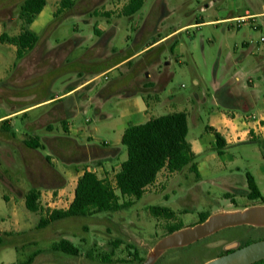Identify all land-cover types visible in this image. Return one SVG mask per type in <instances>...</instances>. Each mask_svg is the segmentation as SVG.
Listing matches in <instances>:
<instances>
[{
    "label": "crops",
    "instance_id": "crops-1",
    "mask_svg": "<svg viewBox=\"0 0 264 264\" xmlns=\"http://www.w3.org/2000/svg\"><path fill=\"white\" fill-rule=\"evenodd\" d=\"M51 1L53 18L63 16L50 24L52 31L62 27L61 21L67 15L84 20L85 24L73 25L68 37L39 35L34 26L49 0H45L41 11L27 25L17 14L18 27L14 32L8 30L9 23H0V35L17 36L24 27L37 35L32 49L19 59L17 46L0 40L1 45L10 49V57L16 59L12 60L8 76L11 88L0 87V200L7 210L0 212L1 247L11 246L1 242L6 234L38 228L39 219L47 210L67 208L84 171L113 181L127 157L121 138L128 125L182 111L186 113L187 124L192 114L193 128L197 129L200 114L206 108L204 97L197 96L195 101L193 97L178 98L173 93L163 97L160 92L171 74L161 69L156 56L139 60L189 26L196 27V23L180 24L166 35L150 40L156 25L147 20L141 22V16L140 22L131 25L130 30L121 22L122 16H132L143 5L133 14L125 15L122 11L115 20L97 22L91 16L85 18L87 11L63 10L70 8L75 0H70L69 7H64L62 0ZM246 15H252L253 20L261 19L257 27L262 29V34L255 44L252 36H243L222 63H215L214 95L210 100L213 107L208 110L204 130L188 138V125L186 139L195 155L197 174L189 166L175 172L162 168L154 180L155 189L145 188L150 193L161 187L157 193L161 203L147 204L148 208L166 206L175 215L181 209L188 211L195 208L190 202L210 194V187L221 189L224 200H236L237 195L249 199L247 173L264 196V0L258 6L253 4V10L248 7L242 14H229L203 23L222 20L234 27L231 22ZM169 47L171 54L177 47V61L182 63L177 39ZM136 62L138 65L133 64ZM193 71V84L198 85L199 75ZM218 71L221 75L216 78ZM110 72H114L112 79L107 77ZM1 77H7L4 71ZM102 78L106 81L98 88ZM120 78L124 83L117 85ZM34 83L38 87L47 85L42 96L35 93ZM215 132L224 142L221 152L216 149ZM30 190L38 191L39 210L35 212L42 213L33 226H27V222L35 212L28 211L25 205ZM20 207L25 209L22 215ZM229 211L232 209L225 212Z\"/></svg>",
    "mask_w": 264,
    "mask_h": 264
},
{
    "label": "rangeland",
    "instance_id": "rangeland-1",
    "mask_svg": "<svg viewBox=\"0 0 264 264\" xmlns=\"http://www.w3.org/2000/svg\"><path fill=\"white\" fill-rule=\"evenodd\" d=\"M24 0H0V23H9L8 30L14 32L18 27V18L21 5ZM261 0H144L140 10L130 17L122 16L121 22L127 25L129 30L131 25L137 24L140 16L141 22L147 20L148 23L156 25L154 32L149 37L155 39L158 35H166L173 28L180 24L196 23V27L189 26L186 31L181 32L168 41L154 47L150 52L143 55L141 59L145 61L152 56L158 57L161 69H166L171 74L165 85L164 91L160 92L163 97H168L173 93L176 97L183 96L206 98V108L201 113V120L198 128H193L192 114L188 116L189 135L201 133L204 124L208 120V110L213 107L211 96L212 81L214 78V66L217 61L223 62L228 51L234 50V44L239 42L243 36H252L255 44L256 38L262 34V29L257 25L261 19H249L244 22L232 21L229 23L222 20L213 23L205 22L226 17L229 14H242L246 8L253 10V4L258 6ZM128 0H75L70 8L64 11L80 12L87 11L88 15L95 18L97 22L101 20H115L121 16L123 6ZM53 4L49 0L44 13L38 18V23L34 29L42 35L52 34V37H68L73 25L83 26L84 20H79L74 16L67 15L61 21L62 27L59 30L51 29L50 24L61 20L62 17L53 18L51 14ZM63 15V14H61ZM60 15V16H61ZM197 22H202L198 23ZM237 24L240 27H237ZM254 25L256 27H254ZM90 31L92 28H88ZM87 30V28L85 29ZM8 31V32H9ZM48 31V32H47ZM10 33V32H9ZM177 39L181 46V55L178 60L177 47L171 54L169 45ZM0 87L9 86L8 76L11 74L12 60L10 49L0 43ZM170 60V63L166 64ZM134 65L137 64L133 63ZM141 64V63H140ZM193 68V69H192ZM185 69L187 72H185ZM199 75L198 85H194V71ZM7 77H1V72ZM110 72L107 77L113 78ZM145 74V73H144ZM221 72L218 71L216 78ZM106 79L102 78L98 88H101ZM8 82V83H6ZM58 82L56 86H58ZM123 79H117V85H122ZM44 87L36 86L35 93L42 96ZM207 91L208 94L203 92ZM247 112L250 110H246ZM245 112V113H247ZM89 115V114H88ZM40 133H45L44 131ZM192 175V174H191ZM264 191V186L262 185ZM159 190L145 192L140 199L126 209L97 213L92 216L68 217L50 222L44 227L35 229H23L4 236L1 242L11 246L1 247L0 243V264H142L148 256H154L151 264H202L205 260L225 253L228 249H234L246 242L264 238V224L251 225L242 224L230 226L215 231L192 243L167 248L155 254V245L164 236L169 234L170 226H189L198 222L200 213L212 215L214 213H224L226 209L241 211L245 208L263 205L262 199L249 200L237 195L236 200H224L222 190L217 187H210V194L198 201L190 202V210H178L176 215L170 218L165 216L155 217L150 212L147 204H158L160 202ZM121 200L124 198L121 197ZM0 200V212L7 210ZM54 209V208H53ZM188 209V208H186ZM29 211V210H28ZM25 209L19 208V214H24ZM48 210L43 213L46 215ZM41 212L30 214L27 226H33ZM42 214V215H43ZM67 239L79 250L78 255H69L62 251L52 249L54 242ZM105 258V260H104ZM264 264V263H261Z\"/></svg>",
    "mask_w": 264,
    "mask_h": 264
},
{
    "label": "trees",
    "instance_id": "trees-1",
    "mask_svg": "<svg viewBox=\"0 0 264 264\" xmlns=\"http://www.w3.org/2000/svg\"><path fill=\"white\" fill-rule=\"evenodd\" d=\"M144 0H128L123 7V14L135 13L143 5ZM62 5L69 7L70 0H62ZM45 4V0H24L21 5L19 17L27 25L32 22ZM1 41L17 46V59L32 49L37 41V35L26 27L17 36L0 35ZM188 132L185 112H172L149 118L139 124L128 125L122 134L121 143L125 146L127 157L121 162L120 169L115 173L113 181L99 178L94 172L84 171L78 178L74 190V197L65 209L54 208L48 210L46 215L39 219L38 227H44L50 222L77 216H92L100 212H113L129 208L135 200L142 197L147 185L154 182L157 173L166 168L169 172L180 171L184 167L197 174L195 155L186 139ZM217 151L221 152L224 142L219 133L215 132ZM249 199H262L264 196L254 181L252 175L247 173ZM124 199L121 200L120 198ZM38 191L30 190L25 199L26 208L38 211L36 202ZM153 216H175V212L166 206L152 205L149 207ZM209 215L200 213L198 222L205 220ZM183 226H170L173 232ZM248 243V242H246ZM245 243V244H246ZM52 249L62 251L69 255H78V248L69 240L61 239L54 242ZM228 249L225 252L231 251ZM105 260V258H104ZM264 263V259L252 264Z\"/></svg>",
    "mask_w": 264,
    "mask_h": 264
},
{
    "label": "water",
    "instance_id": "water-1",
    "mask_svg": "<svg viewBox=\"0 0 264 264\" xmlns=\"http://www.w3.org/2000/svg\"><path fill=\"white\" fill-rule=\"evenodd\" d=\"M242 224L263 225L264 204L251 206L241 211L215 213L201 222L170 232L157 242L155 254L167 248L192 243L222 228ZM261 259H264V238L236 247L202 264H252ZM153 260L154 256H148L142 264H151Z\"/></svg>",
    "mask_w": 264,
    "mask_h": 264
},
{
    "label": "built area",
    "instance_id": "built-area-1",
    "mask_svg": "<svg viewBox=\"0 0 264 264\" xmlns=\"http://www.w3.org/2000/svg\"><path fill=\"white\" fill-rule=\"evenodd\" d=\"M251 18H253V16L252 15H246V16H242V17H238L237 18V22L239 23V22H244V21H246V20H249V19H251ZM254 27H256L255 25H254ZM262 40H263V38H261ZM251 118H254V116H251ZM155 185H157L156 183H151V184H149V185H147V186H150L149 188H151V189H155ZM51 210V209H50Z\"/></svg>",
    "mask_w": 264,
    "mask_h": 264
}]
</instances>
